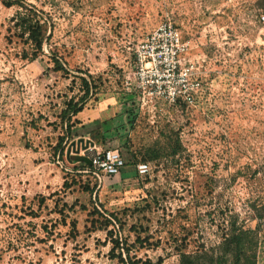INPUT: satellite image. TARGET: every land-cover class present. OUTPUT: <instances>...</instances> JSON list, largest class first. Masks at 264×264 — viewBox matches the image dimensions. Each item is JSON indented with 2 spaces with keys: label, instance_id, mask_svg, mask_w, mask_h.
<instances>
[{
  "label": "rangeland",
  "instance_id": "374dc122",
  "mask_svg": "<svg viewBox=\"0 0 264 264\" xmlns=\"http://www.w3.org/2000/svg\"><path fill=\"white\" fill-rule=\"evenodd\" d=\"M23 1L48 39L35 51L14 29L18 7L0 3V264H122L108 230L156 244L135 243L136 257L179 264L181 251L216 247L233 223L264 264V0ZM167 18L203 64L204 87L185 107L140 108L124 76L135 44ZM74 74L97 92L66 133L60 112L82 94ZM175 137L174 156L134 175L135 155L164 152ZM96 148L117 149L129 173L94 176L74 160Z\"/></svg>",
  "mask_w": 264,
  "mask_h": 264
},
{
  "label": "trees",
  "instance_id": "16d2710c",
  "mask_svg": "<svg viewBox=\"0 0 264 264\" xmlns=\"http://www.w3.org/2000/svg\"><path fill=\"white\" fill-rule=\"evenodd\" d=\"M262 1V0H260ZM0 3L5 7L17 6L18 10L13 16V26L16 32L21 37H25V40L31 44L35 51H41L42 45L46 38V22L31 4L25 3L23 0H0ZM261 8H264V4L259 3ZM36 53L31 57L34 59ZM54 62V69L62 70L68 74L69 70L66 69L60 58L56 55H52ZM78 78L79 87L82 94L75 99L70 97L65 102V107L60 112L61 121L64 124V131L68 133L71 129V119L82 111L84 103L88 97L95 95L97 90V83L94 82L91 76H84L81 74H74L73 79ZM72 79V81H73ZM172 105L185 107L189 104L176 101ZM63 135L60 137L58 144L55 147V153L59 155L63 153L62 141ZM164 152L159 148L147 147L139 156L135 155L134 162L130 165L135 171V165L138 162H147L160 158L164 153L168 156H174L178 147L180 146L177 137L173 140L172 144H169ZM75 161H80L85 166L88 172L97 176V172L93 168L90 162V156L82 155L75 156ZM125 166V165H124ZM123 166V168H124ZM121 169V175H127L129 171ZM123 170V171H122ZM134 175H137L136 171ZM264 208V206H263ZM95 212L102 217L107 224H113V220L110 217L105 216L102 212L95 209ZM113 219L119 221L117 216L110 214ZM109 241L111 242V248L109 250L111 258H117L122 264H161L162 258L158 257L156 261H152L150 258H139L130 254V250L135 247V243H138V247H151L156 244L148 242V238L137 235L134 242L128 243L125 238L120 239L117 233H112V230H108ZM115 234V236H113ZM256 248L257 240L253 237L243 238L239 232V227L233 223L223 235L220 243L210 250H199L193 253H187L181 251L179 254V264H256ZM117 250V252H115Z\"/></svg>",
  "mask_w": 264,
  "mask_h": 264
},
{
  "label": "built area",
  "instance_id": "2783aa9c",
  "mask_svg": "<svg viewBox=\"0 0 264 264\" xmlns=\"http://www.w3.org/2000/svg\"><path fill=\"white\" fill-rule=\"evenodd\" d=\"M202 66L200 60L188 58V42L167 18L135 44L131 68L124 76V88L135 94L140 108H153L158 102L182 101L190 105L204 87ZM90 162L97 175L105 176L120 174L125 165L117 149L96 148ZM135 171L139 176L148 174L149 163H136Z\"/></svg>",
  "mask_w": 264,
  "mask_h": 264
}]
</instances>
